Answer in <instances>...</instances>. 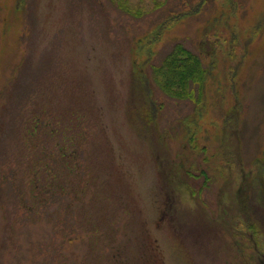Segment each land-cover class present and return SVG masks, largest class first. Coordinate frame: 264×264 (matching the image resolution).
Instances as JSON below:
<instances>
[{
	"label": "rangeland",
	"instance_id": "rangeland-1",
	"mask_svg": "<svg viewBox=\"0 0 264 264\" xmlns=\"http://www.w3.org/2000/svg\"><path fill=\"white\" fill-rule=\"evenodd\" d=\"M0 264H264V0H0Z\"/></svg>",
	"mask_w": 264,
	"mask_h": 264
},
{
	"label": "trees",
	"instance_id": "trees-1",
	"mask_svg": "<svg viewBox=\"0 0 264 264\" xmlns=\"http://www.w3.org/2000/svg\"><path fill=\"white\" fill-rule=\"evenodd\" d=\"M117 6L120 10L130 13V10L127 7H124L121 4H117ZM194 8L191 11L187 10L171 14L158 26L155 34H157L160 30L172 27L181 18L197 12V8ZM132 14L140 16L139 13ZM155 34L147 36L145 38V43L140 42L142 39L139 40V44H152V40L154 38L156 39ZM207 74L208 70L203 67L200 59L180 44H176L171 53L166 56L161 66L154 68L153 70V78L156 79V82L159 81L161 88H163L167 94L178 98L183 97V95H187L186 89L189 84H202V81Z\"/></svg>",
	"mask_w": 264,
	"mask_h": 264
}]
</instances>
